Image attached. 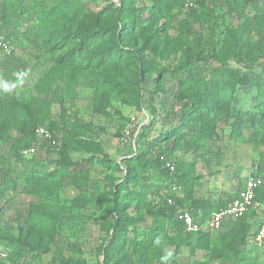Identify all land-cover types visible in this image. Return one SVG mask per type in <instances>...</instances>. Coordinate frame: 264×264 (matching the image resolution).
Here are the masks:
<instances>
[{
    "label": "rangeland",
    "instance_id": "obj_1",
    "mask_svg": "<svg viewBox=\"0 0 264 264\" xmlns=\"http://www.w3.org/2000/svg\"><path fill=\"white\" fill-rule=\"evenodd\" d=\"M124 2L0 0V34L11 45L8 52L0 48V251L8 254L2 264H264V191L244 220L205 238L186 228L159 229L150 245L141 241L152 234L149 211L162 206L170 192H148L143 213L130 209L139 217L134 241L105 257L114 231L109 200L114 184L127 175V157L149 149L144 162L165 154L180 174L193 176L191 193H178L184 195L179 207L187 210L195 200H209L214 209L224 205L243 187L251 166L262 164L264 170V108L254 99L224 95L214 101L211 117L187 116L191 104L181 97V83L162 78L163 68H174L189 55L198 56L193 66L208 76L207 58L234 48L260 72L264 0ZM117 7L146 19L122 40L130 49L143 47L142 63L152 66L141 103L134 92V57L118 56L106 32L116 25ZM99 26L106 29L102 37L88 40L78 57L71 55L79 38ZM146 38H152L147 45ZM156 79L162 90L153 92ZM183 122L187 125L176 135L156 139ZM38 124L50 128L58 148L33 133ZM128 124L133 127L125 145ZM75 138L82 149H70L69 157L84 162L94 155L90 166L56 177L31 176L32 160L53 168ZM25 147L35 153L23 154ZM107 158L123 168L104 165ZM129 194L123 191L121 202L135 204L136 193ZM244 229L247 241L237 247Z\"/></svg>",
    "mask_w": 264,
    "mask_h": 264
},
{
    "label": "trees",
    "instance_id": "obj_2",
    "mask_svg": "<svg viewBox=\"0 0 264 264\" xmlns=\"http://www.w3.org/2000/svg\"><path fill=\"white\" fill-rule=\"evenodd\" d=\"M119 1L124 5L125 0ZM227 1L228 4H232L236 0ZM122 10L123 9L120 7H117L116 25L105 30L108 34H110V37L113 38L114 47L119 49L120 54L118 56L129 53L134 57V65L137 69L135 71V76L137 77L135 84L137 85L136 89H138L134 92L136 94L137 101L141 103L143 99V83L145 82L146 74L151 71L152 66H145V64L142 63L140 51L143 49V47L130 49L124 46V42H122V40L131 35L135 30H138L140 27H142L146 19L142 18V16L135 17L131 14H125ZM23 11L26 12V9ZM24 12H22V14ZM155 18H159V16ZM103 31L99 26L93 31L92 34L84 35L81 39L79 38V43L70 52L71 55L76 54L74 57H78V55L81 54L80 51L86 49L87 41L102 37ZM159 31L161 30H158V32ZM152 38H154V36H152ZM152 38H146L145 44L147 45V42ZM70 57L72 56H69V58ZM196 58H198V56L189 55L187 59L185 58V60L182 61L178 66L174 68H163L162 71V78L170 76L172 77V81L178 80L176 82L181 83L179 89L182 94L181 97L187 104H191V108L188 110V113H186L187 116L190 115V113L196 115L202 113L206 118L211 117L213 111L212 106L218 105L217 102L223 100L225 97L224 95H230V100L233 98L254 99L258 106L264 108V64L262 65L260 72L256 71L254 69L255 63L253 60H248L246 56L242 55L239 50L234 48L231 51L223 52L221 55L207 58V64L209 65V74L207 76L201 74V72L197 70V67L193 66V62ZM156 83L157 84L155 85V90L153 92L162 90L159 84V79H156ZM216 110H218V107L215 109V112ZM190 119L191 116L186 119L187 122H189ZM187 122H183L171 130L155 136L156 139L165 140V138L167 139L176 135L179 130L185 128L184 126L187 125ZM38 125L32 128V131L35 135V130ZM23 130L27 131V128L24 127ZM73 142H75L73 148H68L67 146L65 154L63 153L64 155L62 158L56 160L55 166L53 168H51L48 163H45L42 160H32L30 163L31 176L35 178V176L43 173L46 175L45 177H56L57 175L68 172L70 169L82 172L85 165L86 167L90 166L93 163L94 155L86 158L84 162H76L69 157L68 151L70 149H82L81 140L75 138ZM175 148L176 146L173 147V149ZM166 151H169V149ZM149 152L150 150L147 149L145 152L137 153L133 156L127 157L125 160L127 175L122 182L116 183L113 186L115 189L112 191V197L109 201L112 205V212L115 213L113 219L114 231L110 237L109 249L107 251L105 250V257L107 258H109L108 255L110 253H115V249H119L121 246L134 241L136 231L138 230L139 217L136 214L131 213L130 209L136 211L137 214L143 213L145 204H148V201L146 200L148 192L152 193L153 191L156 193L165 189L169 191L170 196L174 198V203L170 204L166 200L164 204L158 209L149 211V214L153 216L154 220V226H152V228L149 230V232L152 234L151 237L148 235L146 238L147 240L141 241L144 243H149L148 245H150L152 236L155 235L159 229H170V231H175L179 228H185L184 223L178 220L176 215L177 209L179 208L177 200L179 197H183L184 195L178 194L173 189V186H180L183 192L190 194L192 188L190 187L189 183L191 182L190 179H192L193 176L190 178L187 177V174H180L177 168L174 172L167 167L165 168L164 162L161 160V156H165V154L160 155L158 160L144 162L143 158L149 154ZM165 158L171 160L168 156H165ZM103 163L110 168H123V166L119 165L118 163H114L109 158L104 160ZM258 165L259 169L264 171L262 169V164ZM137 187H139L138 191L136 190ZM126 190L128 193H130L129 195L136 193L134 196L135 204L130 202H121L122 193ZM238 191L234 194V196L238 193ZM263 191L264 187H261L257 190L254 207L256 203H258V200L261 199L260 196L263 194ZM234 196L229 198V200H227L224 205L217 207L216 209H214L215 204L209 200H195L192 208L188 211L196 218V220H199L201 223H203L211 216L212 213L228 206ZM77 199L79 200V198ZM254 207H252L241 218L232 220L230 222L241 221L250 216V214H254ZM199 209H201L203 212L198 213ZM67 221L71 224L74 222L72 221V218L69 217L67 218ZM246 228L248 227L246 226ZM246 230L242 234L241 239L237 242V247H240L246 243ZM257 231L253 233L254 237L257 236ZM210 232L213 231H200L196 234L205 238ZM5 261L6 259L0 264L4 263Z\"/></svg>",
    "mask_w": 264,
    "mask_h": 264
},
{
    "label": "built area",
    "instance_id": "obj_3",
    "mask_svg": "<svg viewBox=\"0 0 264 264\" xmlns=\"http://www.w3.org/2000/svg\"><path fill=\"white\" fill-rule=\"evenodd\" d=\"M0 48L6 50L7 52L11 50V45L6 40V38L0 34ZM133 124H128L125 129V137L123 138V143L126 145L130 143L128 140L131 133ZM37 137L42 138L50 146L58 148L59 141L52 134L50 128L45 125H38L36 127ZM35 153L34 148L27 147L24 148L23 154L32 155ZM161 160L164 162L165 168H169L171 171H175L176 167L173 161L168 160L165 156H161ZM264 187V171L259 169V165H253L249 169L247 176L244 180L243 187L238 191L234 198L230 201L228 206L221 208L219 211L214 212L211 216L206 219L203 223L196 218L187 210L183 208H178L176 215L178 220L182 221L185 225L187 231L192 233H197L200 231H212L219 230L227 225L230 221L236 220L244 216L252 207H254L257 190ZM173 189L179 193L182 189L180 186H173ZM167 201L170 204L174 203V198L172 196L167 197ZM7 253L5 251H0V263L7 258ZM212 264V263H210Z\"/></svg>",
    "mask_w": 264,
    "mask_h": 264
}]
</instances>
